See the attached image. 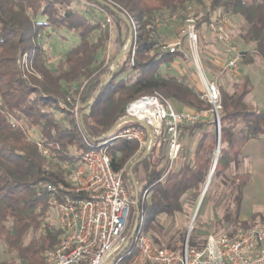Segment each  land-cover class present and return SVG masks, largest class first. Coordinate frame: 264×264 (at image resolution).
<instances>
[{"label": "trees", "instance_id": "obj_1", "mask_svg": "<svg viewBox=\"0 0 264 264\" xmlns=\"http://www.w3.org/2000/svg\"><path fill=\"white\" fill-rule=\"evenodd\" d=\"M75 1L0 0V252L17 258L0 259V264H44L46 252L58 246L63 232L46 221L53 209L48 193L37 185L40 182L68 184L59 168L60 162L69 161L75 166L85 153L112 141L120 130L135 126L144 129L139 123L126 122L110 137H105L117 122L127 117L129 104L142 96L159 94L187 111L212 109L186 78L161 73L164 65L183 55L156 51L154 22L158 13L166 11L171 16L178 15L190 4L208 7L210 11L204 12L197 21L198 30L209 23L211 11L220 10L228 16L239 17L246 26L242 42L253 46L252 53H243L240 63L251 65L257 59L264 60V0H105L116 10L94 0H79L111 16L118 27L124 24L127 38L133 22L139 25L138 31L133 30L130 52L123 62H118L115 71L114 62L123 49L120 47L111 65L99 62V53L112 34L108 27L101 33L99 24L88 11L73 7ZM63 30L77 37L79 44L66 53L60 71L54 73L43 61V49L37 40L42 35L50 37L52 31ZM117 41L119 36L115 38ZM28 61L37 75L25 71ZM130 71L134 74L130 75ZM111 75L113 78L103 86ZM75 86L78 87L77 97L69 102V93ZM219 88L223 106L219 113L220 151L215 178L239 162L247 141L264 137V110L251 108L246 103L254 89L250 77H242L233 93L223 86ZM77 103L79 118L74 113ZM89 109L91 112L87 113ZM211 125L216 127L210 120L183 127L192 132L203 131L193 163L183 162L164 181L161 179L166 169H158V164L150 161L156 144L134 167L136 183L139 167L144 168L145 186L138 195L132 227L139 215V226L146 233L158 232L154 224L160 216L174 217L184 211L186 196L196 199L202 196L217 154L218 136L215 130L209 129ZM32 128L40 129V142L57 163L42 155L38 141L29 133ZM139 147L136 141H121L112 147L115 170L121 171L127 165L130 169L141 159L144 153L137 155ZM126 178L133 183L130 170ZM245 184L246 178L239 181L235 212L225 217L226 223L235 229L253 227L252 223L238 220ZM146 192L150 199L148 204H143ZM145 215L143 226L141 220ZM35 229L42 231L38 237L27 241L29 233ZM150 236L160 247H165L161 239ZM189 244L198 247L204 241ZM166 247L176 249L172 241ZM127 252L123 264H129L136 254L133 240Z\"/></svg>", "mask_w": 264, "mask_h": 264}, {"label": "built area", "instance_id": "obj_2", "mask_svg": "<svg viewBox=\"0 0 264 264\" xmlns=\"http://www.w3.org/2000/svg\"><path fill=\"white\" fill-rule=\"evenodd\" d=\"M184 15L183 39L195 56L199 43L195 5H188ZM211 17L208 23L210 33L219 42L226 43L224 28L228 23L227 16L219 13ZM97 23L104 30L112 27L114 20L107 15ZM133 25L136 30L134 22ZM181 46L182 41L169 44L164 52L175 53ZM243 56V53L232 48L231 58L215 78H210L199 60H195L200 98L212 105L210 111H179L171 101L159 94L142 96L126 107V113L127 117L145 122L152 129V138L144 129L127 127L113 139L136 141L140 148L146 146V150L161 139L167 151L166 171L161 179L164 181L176 169L181 158L183 127L197 123L209 112L214 113L219 123L223 105L218 77L234 75ZM68 101L72 102V99L68 98ZM62 107L66 108V105ZM78 112L79 103L74 108L76 116ZM38 146L44 157L53 163L58 162L40 141ZM59 168L70 178L67 179L68 184L40 182L37 185L41 191L48 193L50 205L58 216V227L63 232L58 246L46 252L44 264H123L128 248L119 257L116 255L133 231V208L138 201L133 199L123 171L115 170L108 147L101 144L85 153L77 165L62 161ZM148 197L146 192L143 201ZM132 240L136 254L129 264H264V228L240 229L234 238L210 233L201 246H190L187 239L174 249L160 247L139 226Z\"/></svg>", "mask_w": 264, "mask_h": 264}, {"label": "rangeland", "instance_id": "obj_3", "mask_svg": "<svg viewBox=\"0 0 264 264\" xmlns=\"http://www.w3.org/2000/svg\"><path fill=\"white\" fill-rule=\"evenodd\" d=\"M195 5V4H194ZM73 7L84 12L88 11L89 14L94 18L96 22L105 19L107 16L106 13L99 9L88 7L84 2L76 0L73 4ZM210 11L209 8H202L195 5V12L197 21L201 19L204 12ZM222 13L220 10L211 11V16H217V14ZM212 14V15H211ZM223 15H226L222 13ZM227 16V25L229 27L227 30L224 28V35L226 36V43L219 42L216 38L210 33L207 26L204 25L199 30V43L195 51V56L190 52L189 45L185 39H183V29L185 28L186 19L184 12L178 15L171 16L168 12L163 11L156 15L155 20V39L157 41L156 51L164 52V50L169 44H173L178 41H182L181 49L177 52L181 53L182 58H178L169 65H164L161 68V73L164 76H176L178 78H186L187 81L195 86V80L190 79L191 77L197 78V73L195 69V60L203 65L205 71L212 75H218L226 63L232 56V48H235L241 53H252L253 46H247L242 42L241 35L244 33L246 26L244 22L239 17ZM210 22V21H209ZM135 23L136 30L138 31L139 25ZM134 26V25H133ZM112 37L107 42V45L102 49L98 56L99 62H104L107 65H111L114 61V57L117 55L120 47L124 50L129 49L130 43L129 38H127L128 30L124 24H121V28L117 26L114 22L112 27H108ZM107 29V28H106ZM101 30V33H104L106 30ZM134 30V29H133ZM119 36V42H115V38ZM42 49L43 55L42 59L45 62L46 66L51 69L52 72L57 73L60 71L65 58L66 53L73 47L79 44V40L72 33L68 31H52V35L38 37L37 40ZM125 57V56H124ZM124 57L119 61L123 62ZM259 60V59H258ZM243 64H239V69L235 72L234 75L224 74L218 77V85L226 88L230 93H233L237 86L241 83L240 72ZM25 71L34 73L37 75V72L31 67V62L28 61V64L24 67ZM245 72L251 73V70H256L254 67L251 69L250 66H244ZM130 75L134 73L129 72ZM77 86L73 87L69 93L71 99L77 97L76 90ZM172 103H175L171 101ZM174 105V104H173ZM78 118L80 115L77 116ZM210 120L216 124V117L214 113L209 112L207 116L202 118L200 121ZM128 123V122H127ZM144 127V126H143ZM134 129H143L139 126L133 127ZM145 131L146 128L144 127ZM209 129L215 130L217 133V124L216 127L210 126ZM29 133L32 138L36 141H40V129L32 128L29 129ZM203 131L195 130L192 132L189 129H182L181 133V144H182V153L181 158L177 164L176 169H178L183 162L193 163L194 153L196 151L198 141L202 136ZM121 141L125 140H112L104 143L109 149L110 155L112 154V147ZM155 150L154 154L151 157V163H157L158 169H166L167 158H166V146L161 139L155 141ZM154 144V145H155ZM153 148V147H152ZM151 148V149H152ZM146 152V146L143 148L139 147L137 155L139 153ZM136 155V156H137ZM234 165L222 174V176L215 178L211 176V183L209 184L207 191L202 199V196L199 199L194 198L191 195H188L183 200L184 211L180 214L175 215L174 217H167L165 215L160 216L155 222V228L160 231H150L149 234L155 236L162 240L164 243L163 246L166 247V244L172 241L173 245L178 248L184 243L187 239L189 242H202L205 241L206 236L210 233L215 235L226 234L228 236L235 235L240 229H235L231 225L226 223L225 217L228 213L233 214L235 212V198L238 193V183L245 178L244 174H240L239 169L235 168ZM130 170L128 165L122 170L123 177L127 186L130 189L131 194H133V199L136 197V189L134 184L126 178V174ZM144 168L139 167V170L136 174L137 179V188L139 193L143 191L145 186L144 181ZM68 180L70 178L66 176ZM210 178V177H208ZM209 180V179H208ZM145 194V193H144ZM143 194V195H144ZM203 195V194H202ZM149 197L142 203L148 204ZM133 208V213H134ZM147 215L143 216L141 220V225L144 226V220H146ZM46 221L53 224L55 227H58V216L55 210H51ZM41 229H35L31 231L28 235V240L30 241L33 238L39 236ZM201 244V243H200ZM10 258H16L15 255H6L0 252L1 260H9ZM18 262V261H17Z\"/></svg>", "mask_w": 264, "mask_h": 264}, {"label": "crops", "instance_id": "obj_4", "mask_svg": "<svg viewBox=\"0 0 264 264\" xmlns=\"http://www.w3.org/2000/svg\"><path fill=\"white\" fill-rule=\"evenodd\" d=\"M225 28L227 30L229 27ZM244 66H250L251 69L256 67L257 71L245 72ZM240 72L242 73L241 79L248 75L254 86L253 91L246 98V103L251 108L264 110V60L257 59L254 64L243 65ZM207 75L210 78L217 76L209 73ZM190 79L195 80L194 85L199 91L200 85L197 78L191 77ZM173 104L179 111L188 110L176 102ZM234 167L239 169L240 174H244L246 178L238 220L241 223H252L253 227L264 228V137L247 141L242 149L240 160Z\"/></svg>", "mask_w": 264, "mask_h": 264}, {"label": "water", "instance_id": "obj_5", "mask_svg": "<svg viewBox=\"0 0 264 264\" xmlns=\"http://www.w3.org/2000/svg\"><path fill=\"white\" fill-rule=\"evenodd\" d=\"M94 1H96V2H98V3H100V4H102V5H107L109 8H111L112 10H116L111 4H109V3H107L105 0H94ZM124 18L126 19V21H127V23L128 24H130L129 23V21L127 20V18L124 16ZM132 42H133V28L132 27H130V33H129V43H130V46H129V49H127V50H124V51H122V53L116 58V60H115V62H114V71L117 69V67H118V62H119V60L122 58V57H124L125 55H127L129 52H130V50H131V48H132ZM113 78V75H111L110 77H109V79H107L106 81H105V83L103 84V86H105L111 79ZM99 95V92L97 93V96ZM91 112V109H89L88 111H87V113H90ZM126 122H135V123H139V124H141V125H143L145 128H146V130H147V133H148V136H149V138H152V136H153V133H152V129L145 123V122H143V121H140V120H137V119H135V118H132V117H126V118H124V119H122L121 121H119V122H117L113 127H112V129H110L109 131H108V133L105 135V137H110L115 131H116V129L117 128H119L122 124H124V123H126ZM216 122V124H217V136H218V146H217V154H216V160H215V163H214V166H213V169H212V171H211V173H210V175H209V177H211L213 174H214V171H215V167H216V163H217V161H218V156H219V151H220V126H219V123L217 122V121H215ZM151 151V149H148V150H146V152L144 153V155L142 156V158L141 159H139L137 162H135L132 166H131V168H130V172H131V177H132V181H133V184H134V186H135V189H136V200L138 201V195H139V190H138V188H137V183H136V180H135V176H134V174H133V169H134V167L149 153ZM209 179V178H208ZM207 182H208V180H207ZM207 188H208V184H206V186H205V189H204V191H203V195H202V199H203V197H204V195H205V193H206V191H207ZM139 220H140V216L138 215V217H137V219H136V221H135V224H134V227H133V231H132V233H131V235H130V237L128 238V240H127V242L125 243V245L121 248V250L118 252V254L116 255V257H119L120 255H122L123 253H124V251L129 247V245H130V243H131V241H132V239H133V237L135 236V234H136V232H137V230H138V228H139Z\"/></svg>", "mask_w": 264, "mask_h": 264}, {"label": "bare ground", "instance_id": "obj_6", "mask_svg": "<svg viewBox=\"0 0 264 264\" xmlns=\"http://www.w3.org/2000/svg\"><path fill=\"white\" fill-rule=\"evenodd\" d=\"M210 183H211V177L209 178V180L207 182L208 186H209Z\"/></svg>", "mask_w": 264, "mask_h": 264}]
</instances>
